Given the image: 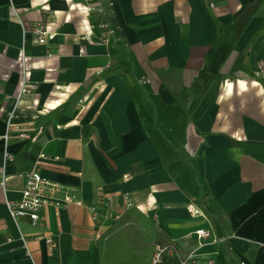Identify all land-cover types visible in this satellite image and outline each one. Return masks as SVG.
Instances as JSON below:
<instances>
[{
    "label": "crops",
    "instance_id": "1",
    "mask_svg": "<svg viewBox=\"0 0 264 264\" xmlns=\"http://www.w3.org/2000/svg\"><path fill=\"white\" fill-rule=\"evenodd\" d=\"M86 3L0 0V264H264V0ZM32 170L63 186L35 223Z\"/></svg>",
    "mask_w": 264,
    "mask_h": 264
},
{
    "label": "built area",
    "instance_id": "2",
    "mask_svg": "<svg viewBox=\"0 0 264 264\" xmlns=\"http://www.w3.org/2000/svg\"><path fill=\"white\" fill-rule=\"evenodd\" d=\"M86 1L87 3L85 4V10L87 12L104 11L101 0ZM210 5L212 7L214 6L212 2ZM107 27L108 24H102L103 29ZM32 32L34 33L36 40L40 45H45L46 39L50 36V32L46 25L42 23L35 24L32 28ZM91 37V32L88 31L83 35L82 39L91 42ZM80 52L82 53L83 50H80ZM46 54L50 55L48 51ZM18 130L19 127L13 125L8 119L6 125V134L4 136L5 141L7 140L9 134ZM19 136L26 138L27 134L20 133ZM11 159V154L6 150L5 160L10 161ZM0 185L3 187L4 179L0 180ZM62 190V185L45 178L38 170H32L28 174L27 180L22 188L21 197L18 200H5V205L12 218L17 219L20 217H27L32 223H35L39 219V213L43 208L52 206L57 212V210L63 204V201L59 196ZM67 200L77 205L81 204V201L74 194L69 195ZM123 200L126 207H131L134 205V202L129 194L124 195ZM106 205L109 207V203ZM190 213L196 214L197 210L191 208ZM195 234L197 239L213 237V232L210 229L205 228L196 230ZM214 240L217 241L215 238ZM166 262H171V264H201V258L195 250L184 253L181 247H179L175 242H170L167 244L156 243L154 245L149 264H166ZM205 264H212V260L206 259Z\"/></svg>",
    "mask_w": 264,
    "mask_h": 264
},
{
    "label": "trees",
    "instance_id": "3",
    "mask_svg": "<svg viewBox=\"0 0 264 264\" xmlns=\"http://www.w3.org/2000/svg\"><path fill=\"white\" fill-rule=\"evenodd\" d=\"M158 243L160 244H167V243H170V242H166V241H159ZM164 263V262H163ZM166 264H171V262H166Z\"/></svg>",
    "mask_w": 264,
    "mask_h": 264
}]
</instances>
